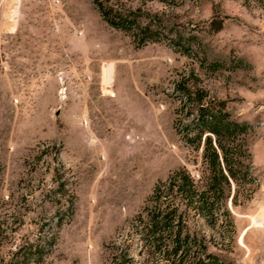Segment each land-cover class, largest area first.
I'll return each mask as SVG.
<instances>
[{
	"label": "rangeland",
	"instance_id": "obj_1",
	"mask_svg": "<svg viewBox=\"0 0 264 264\" xmlns=\"http://www.w3.org/2000/svg\"><path fill=\"white\" fill-rule=\"evenodd\" d=\"M99 2L0 0V264H264V0Z\"/></svg>",
	"mask_w": 264,
	"mask_h": 264
},
{
	"label": "trees",
	"instance_id": "obj_2",
	"mask_svg": "<svg viewBox=\"0 0 264 264\" xmlns=\"http://www.w3.org/2000/svg\"><path fill=\"white\" fill-rule=\"evenodd\" d=\"M96 5L100 11V13L102 14V16L105 18V20L107 21V23L109 25H111L112 27H121V28H125V27H130V22L128 20V18H119L118 22L115 21L113 17H111V11L109 8H106L103 6V4L101 2H99V0H95ZM209 144H210V139L208 136H205L204 138V145H207V150L209 151ZM220 147V145H219ZM221 162L223 163V166L227 172V176L223 174V170L220 168V164L218 162V154L216 152H213V157H214V164H215V168H217V179L212 180V185L215 187L216 183H214V181H218L221 182L223 181L225 184H228V179L231 180L232 182L236 181L235 178V174L234 171L232 170V168L229 165V162L225 156L224 151L221 148ZM207 185H205V189L206 192H209V178L208 181L206 182ZM218 186H220L218 184ZM176 188L175 190V194H179L181 197L183 198H187L189 201L192 199L197 198L200 202L202 201L203 198H201V196L205 195V193L200 192L199 190H196V187L192 184L191 180L189 179L188 176H185V174L183 172H177L175 173V176L173 177L172 182L166 187V185H158L155 187V190L153 192V200H155V202H158L162 197H164V195H168L170 192H173V189ZM170 191V192H169ZM207 206V205H206ZM205 206V207H206ZM211 203L209 204V207H211ZM206 209H209L208 206ZM156 215V218H159L160 220H157L156 224L159 226H163L165 227L167 224V219L170 217L168 216V212L165 210H161L159 209V207H154L153 208V212L152 215ZM165 214V217H162V214ZM160 216V217H159ZM174 239H176L177 241H179L180 239V235L179 234H174ZM180 249V248H179ZM176 249V250H179ZM184 249V248H183ZM202 251V249L199 247L198 251ZM197 252H193L192 255V259H190L189 262L185 263L183 262V260L185 259L186 255H188L187 250L181 252L182 254V259L178 264H220L218 259L215 256H209V255H205L204 257L201 256L200 253Z\"/></svg>",
	"mask_w": 264,
	"mask_h": 264
},
{
	"label": "bare ground",
	"instance_id": "obj_3",
	"mask_svg": "<svg viewBox=\"0 0 264 264\" xmlns=\"http://www.w3.org/2000/svg\"><path fill=\"white\" fill-rule=\"evenodd\" d=\"M113 80H114V65L113 63H105L103 65V70H102V81L104 85V89H103L104 92L109 93L107 89L112 86ZM253 222L254 224L256 223V221Z\"/></svg>",
	"mask_w": 264,
	"mask_h": 264
}]
</instances>
